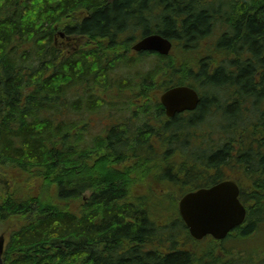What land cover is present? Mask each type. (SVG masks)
I'll return each mask as SVG.
<instances>
[{"label": "trees", "instance_id": "trees-1", "mask_svg": "<svg viewBox=\"0 0 264 264\" xmlns=\"http://www.w3.org/2000/svg\"><path fill=\"white\" fill-rule=\"evenodd\" d=\"M58 30L95 48L56 45ZM151 33L174 42L169 55L132 52L131 42ZM174 85L195 88L201 100L194 113L176 116L169 131L170 143L184 151L172 145L174 161L154 165L144 159L153 133L142 121ZM263 100L264 0H0L4 264H140L136 245L180 227L182 194L224 179L237 182L247 209L245 232L234 238L238 253L226 258L214 247L212 254L174 253L158 263L264 264V254L241 251L264 222V168L251 165L247 149V126L256 138L264 128ZM226 108L252 111L255 122L234 123L229 135L199 127ZM135 109H148L141 123ZM99 110L112 111L104 117L117 121L106 137H92L88 128ZM195 131L204 132L202 142L185 151L195 146L188 140ZM236 138L244 165L233 176L222 161ZM176 152H184L179 161L187 167L175 162Z\"/></svg>", "mask_w": 264, "mask_h": 264}, {"label": "flooded vegetation", "instance_id": "flooded-vegetation-1", "mask_svg": "<svg viewBox=\"0 0 264 264\" xmlns=\"http://www.w3.org/2000/svg\"><path fill=\"white\" fill-rule=\"evenodd\" d=\"M85 16L89 17L90 15L89 13H85ZM61 31L57 32L54 36V43L56 45H61V44L68 45L71 42V44H69L68 46H71V47L74 46L73 52L74 51L77 52L80 49L89 50V49L95 48V45L93 42L84 44L83 39L78 37L77 35L68 37V36H65L64 34L61 35L60 34ZM246 48L249 51L250 49L249 46H247ZM157 101H158V104L161 106V108L159 109H150V110L135 109L133 110V112L138 113L137 119L135 120L136 123L138 122L141 123L140 119H141L142 113L148 110V116L144 118V120L142 121V127L146 129L148 132H152L153 135L150 138L151 147L146 150V153L148 154V156H146L144 159L148 160L149 163H152L154 165H159L161 163L167 164L169 162L174 161L173 157L169 155L170 148L173 145L171 144L172 142L169 140V131L174 126L173 120L176 116L178 117L186 113H194L197 110L196 108L193 111H185L182 113H178L174 115L173 117H169L166 114V110L161 104L159 98ZM248 111L249 110L243 111V113L248 112ZM111 112L112 111L110 110H99L91 116V119H92L91 122L95 123L97 120H100L102 122L101 125H97L96 129H94V127L88 126V128L90 129L92 133V137H96L98 135H104L106 137L107 134L105 131L109 132L110 129L116 125L117 121L115 118L104 117L105 113H111ZM122 112H126V111L122 110ZM263 117H264V111L260 115L261 121L262 120L264 121ZM252 122H255L254 116L252 118ZM257 130L261 131V136L259 138L255 137L256 132L254 131V129L249 132V137L247 140L248 141V147H247L248 159L251 165L257 163L258 165H262V169H263L264 162H261V159H262L261 156L264 155V128H257ZM103 131L104 133H102ZM239 143L240 141L236 138L229 144L231 155H229L228 153V156H226L224 161H222V162L231 164V168L224 166V168L222 167V170L224 172L225 171L232 172L233 176L244 165V164L239 163L240 158H238V151L243 149L242 144L241 143L239 144ZM222 145H223V142L221 143L220 147H222ZM95 156L97 157L96 160L101 159L100 156L98 155H95ZM244 161L245 160H243V163ZM254 167L255 166H252V168ZM155 170H158V169L155 168ZM259 176H264V170H262V172L259 173ZM175 218L179 219L181 223L180 227L177 230L171 231L165 228V231H163L164 229L155 231L154 235L151 237V240L148 244H144L142 242L141 244L136 245L137 247L135 249L137 250V252H140L138 255L139 259L141 260L140 264H159L157 259L164 258L168 254H174V253L186 254L187 259L191 257L192 254L199 255V256L206 255L209 252L212 254L214 252V247L218 249V254L222 257L228 256L229 254H237L238 251L240 250L234 238L238 236L239 234H243L245 232L243 230V227L247 224L246 221L240 227H237L236 229L232 230L225 239L215 240L212 237L208 236V237L203 238L202 240H195L190 236L187 227L185 226L184 222L181 220L178 214V211L175 214ZM164 225L170 226L171 223L164 224ZM160 231H163V232L159 233ZM162 233H165V235L163 238H161V241L159 242L158 238L161 236ZM148 253L150 256L148 255Z\"/></svg>", "mask_w": 264, "mask_h": 264}, {"label": "water", "instance_id": "water-1", "mask_svg": "<svg viewBox=\"0 0 264 264\" xmlns=\"http://www.w3.org/2000/svg\"><path fill=\"white\" fill-rule=\"evenodd\" d=\"M171 48V40L159 33L143 36L132 45V50L136 52L149 51L160 55H168ZM160 101L166 114L173 117L177 113L194 110L199 96L191 87L174 86L161 94ZM238 196L236 182L223 180L182 195L178 211L193 238L202 239L211 235L220 240L244 221L246 210ZM4 242V235L0 234V264H3Z\"/></svg>", "mask_w": 264, "mask_h": 264}, {"label": "rangeland", "instance_id": "rangeland-1", "mask_svg": "<svg viewBox=\"0 0 264 264\" xmlns=\"http://www.w3.org/2000/svg\"><path fill=\"white\" fill-rule=\"evenodd\" d=\"M141 1L142 0H139V2H141ZM220 1H222V0H216V2H220ZM141 33H142V31L140 30L139 34H141ZM173 44H174V42H173ZM72 94H73V92H72ZM72 94H69V96L73 97ZM223 95H224V92L220 90L218 92V96L219 97H217V99H216V101L218 103V106L224 105L223 102H224L225 98L223 97ZM263 106H264V102H263L262 107ZM213 114H208L207 117L204 119V122H205L204 125L203 124H198L199 127L205 128L204 126H206V127L211 128V130H213V131H219V133L229 131L228 135L232 134L231 128H233V126H236V125H233L234 123H236V124L239 123V125H243L244 124V120L245 121H252V118L254 116L252 111L244 112V113L241 114L240 110H238V112H237V110H235V109L230 110V109H227V108L224 109V110L221 109L220 111L216 112V114L214 116H213ZM88 124H89V127H94V129H96L97 125H101V121L97 120L95 123H93V122L89 123L88 122ZM231 125H233V126H231ZM226 126H229V127L225 128ZM251 130H252V127L251 126H247V131L250 132ZM181 134H183V133H181ZM202 135H204V132L195 131L194 135L190 136L188 138L189 143H191V144H193L195 146L188 145V146H191V147L185 148V151H186V149H191V151H194L195 147L199 146L200 143L202 142L201 139H200V137ZM210 135L213 137L214 136V132L213 133L211 132ZM219 136L221 137L222 134H220ZM173 147H175L177 149H181V148L184 149V146H182L181 143H177L175 145L173 144ZM183 149H181V151H184ZM174 156H175V162L177 164L182 165L184 167H187L189 165V163H187L186 159L182 160V162L179 161V160H181L183 158H186V156H184V152H176ZM255 236H256V240L255 241L252 240L250 245L249 244H243L244 248L241 249V251H244L245 255H248L249 257H252V258L254 257V255L264 254V222L260 226V231H258L255 234ZM225 257L229 258V255L225 256ZM225 263L226 264H232L233 260L226 259Z\"/></svg>", "mask_w": 264, "mask_h": 264}]
</instances>
